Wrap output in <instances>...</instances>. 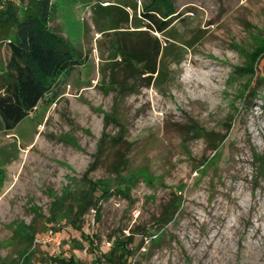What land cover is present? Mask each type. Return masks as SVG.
<instances>
[{"label":"rangeland","instance_id":"obj_1","mask_svg":"<svg viewBox=\"0 0 264 264\" xmlns=\"http://www.w3.org/2000/svg\"><path fill=\"white\" fill-rule=\"evenodd\" d=\"M148 1L128 0L126 24L53 0L50 26L82 64L0 131V264H108L114 241L143 236L139 264H264V0H174L167 36L192 47L180 65L179 43L166 54L162 85L129 80L119 49ZM9 56L1 43L0 67ZM150 233L165 242L145 253Z\"/></svg>","mask_w":264,"mask_h":264},{"label":"trees","instance_id":"obj_2","mask_svg":"<svg viewBox=\"0 0 264 264\" xmlns=\"http://www.w3.org/2000/svg\"><path fill=\"white\" fill-rule=\"evenodd\" d=\"M93 1L96 2L95 14L114 16L118 13L123 16L126 24H129V15L125 9L137 7V2L132 5L128 0ZM148 2L145 3L148 13L144 14L143 19L146 30H136L141 27H135L134 31L125 28L124 36L128 39L136 35V40L128 39L127 42H121L119 49L129 80L135 82L144 79L143 81L148 82V85L153 81L154 85L156 83L160 85L162 78H166L164 70L167 67L163 65V58H166V54L173 52L176 49V43H179L174 36H167L171 31L174 32L172 25L178 18V14L174 0ZM104 3L108 5L104 6ZM54 13L53 0H29L28 3L26 0H0V44L6 43L10 52L6 65L0 67V131L14 130L54 90L64 74L82 64V56L77 55V51L71 44L50 26ZM117 29L120 27L110 29L113 31L111 33H117ZM151 31L167 37L168 44L165 47L162 46L157 36L153 38L150 35ZM179 44L181 52L178 54L177 65L182 63L183 50H189L192 47L190 42ZM150 46L152 51L149 50ZM126 81L125 78L122 86ZM262 85L264 87V80ZM126 89L127 87H121L122 91ZM1 120L4 125H1ZM100 146L102 147V144ZM254 158L260 163L257 169L262 177L264 176V158L258 154H254ZM76 215H83L82 208ZM71 226L78 229L75 224ZM149 236H155V238H151L145 253L152 252L165 242L164 233L157 235L150 233ZM143 237L134 246L131 238L114 241L113 248L107 250L108 255L103 254L106 263L139 264L134 262V252L144 248L145 238ZM75 241L73 238L69 241L70 249L73 251L78 250ZM88 250L93 251L91 245ZM47 261L57 264H85L76 259L75 255L68 259L54 255L47 258Z\"/></svg>","mask_w":264,"mask_h":264}]
</instances>
